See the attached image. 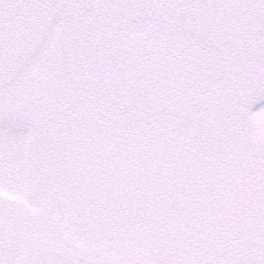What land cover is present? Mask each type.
I'll return each instance as SVG.
<instances>
[{"label": "snow or ice", "instance_id": "obj_1", "mask_svg": "<svg viewBox=\"0 0 264 264\" xmlns=\"http://www.w3.org/2000/svg\"><path fill=\"white\" fill-rule=\"evenodd\" d=\"M0 264H264V0H0Z\"/></svg>", "mask_w": 264, "mask_h": 264}]
</instances>
